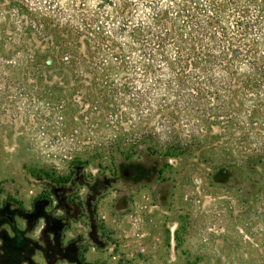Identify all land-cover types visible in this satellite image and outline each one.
Listing matches in <instances>:
<instances>
[{
  "label": "rangeland",
  "instance_id": "374dc122",
  "mask_svg": "<svg viewBox=\"0 0 264 264\" xmlns=\"http://www.w3.org/2000/svg\"><path fill=\"white\" fill-rule=\"evenodd\" d=\"M77 83L0 73V264L15 231L37 264H264L261 138L197 119L102 122Z\"/></svg>",
  "mask_w": 264,
  "mask_h": 264
},
{
  "label": "trees",
  "instance_id": "16d2710c",
  "mask_svg": "<svg viewBox=\"0 0 264 264\" xmlns=\"http://www.w3.org/2000/svg\"><path fill=\"white\" fill-rule=\"evenodd\" d=\"M5 69L74 77L102 122L197 119L264 143V0H0ZM53 229L50 251L63 257ZM2 239L14 247L4 264H37L34 241Z\"/></svg>",
  "mask_w": 264,
  "mask_h": 264
},
{
  "label": "water",
  "instance_id": "95a60500",
  "mask_svg": "<svg viewBox=\"0 0 264 264\" xmlns=\"http://www.w3.org/2000/svg\"><path fill=\"white\" fill-rule=\"evenodd\" d=\"M9 220L11 221V218L9 217Z\"/></svg>",
  "mask_w": 264,
  "mask_h": 264
}]
</instances>
